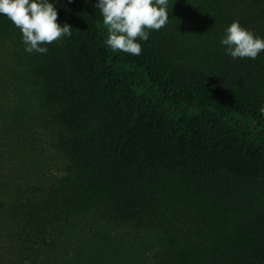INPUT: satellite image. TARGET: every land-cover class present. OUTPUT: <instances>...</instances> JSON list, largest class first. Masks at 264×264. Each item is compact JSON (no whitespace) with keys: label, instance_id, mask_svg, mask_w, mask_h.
Segmentation results:
<instances>
[{"label":"trees","instance_id":"1","mask_svg":"<svg viewBox=\"0 0 264 264\" xmlns=\"http://www.w3.org/2000/svg\"><path fill=\"white\" fill-rule=\"evenodd\" d=\"M49 2L72 34L46 54L0 15V91L31 87L61 163L35 184L0 174L24 262L91 216L152 235L150 264H264V51L220 42L234 20L264 39V0H168L139 56L103 43L98 0Z\"/></svg>","mask_w":264,"mask_h":264},{"label":"rangeland","instance_id":"2","mask_svg":"<svg viewBox=\"0 0 264 264\" xmlns=\"http://www.w3.org/2000/svg\"><path fill=\"white\" fill-rule=\"evenodd\" d=\"M32 97L31 87L23 82L0 91V174L20 179L24 185L47 180L61 169L47 132L36 120ZM6 127L14 128V133H5ZM13 230L0 224V264H24L21 243ZM153 241L148 233L110 227L88 216L47 241L37 251L36 261L28 264H150Z\"/></svg>","mask_w":264,"mask_h":264},{"label":"clouds","instance_id":"3","mask_svg":"<svg viewBox=\"0 0 264 264\" xmlns=\"http://www.w3.org/2000/svg\"><path fill=\"white\" fill-rule=\"evenodd\" d=\"M107 35L103 41L111 50L139 56L149 31H159L169 21L168 0H98ZM0 15L6 16L22 34L25 51L46 54L42 45L70 37L72 27L57 23L58 13L49 0H0ZM221 44L233 59H255L264 51V39L233 21L225 30ZM264 115V106L260 108ZM24 264H28L25 261Z\"/></svg>","mask_w":264,"mask_h":264}]
</instances>
